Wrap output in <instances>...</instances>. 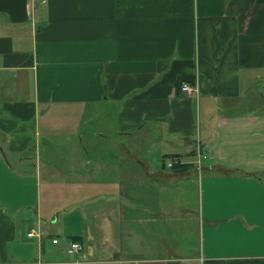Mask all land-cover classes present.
<instances>
[{"label":"crops","instance_id":"1","mask_svg":"<svg viewBox=\"0 0 264 264\" xmlns=\"http://www.w3.org/2000/svg\"><path fill=\"white\" fill-rule=\"evenodd\" d=\"M173 263L264 264V0H0V264Z\"/></svg>","mask_w":264,"mask_h":264},{"label":"built area","instance_id":"2","mask_svg":"<svg viewBox=\"0 0 264 264\" xmlns=\"http://www.w3.org/2000/svg\"><path fill=\"white\" fill-rule=\"evenodd\" d=\"M182 90L184 92H192L193 91V88L192 86H190L189 84H183L182 86ZM207 158L206 155L200 153L199 156H198V159L199 161L201 162V160H205ZM179 162L175 160H172L170 161L168 164H167V167L169 168H173L175 167ZM37 231L36 230H32L28 236L30 238L32 237H36V236H40L39 234L36 233ZM59 241L57 239L53 240V243L54 244H57ZM83 250V245L80 243V242H75V241H72V242H69L68 244V247H67V253L68 255L70 256H77L81 251Z\"/></svg>","mask_w":264,"mask_h":264},{"label":"rangeland","instance_id":"3","mask_svg":"<svg viewBox=\"0 0 264 264\" xmlns=\"http://www.w3.org/2000/svg\"><path fill=\"white\" fill-rule=\"evenodd\" d=\"M83 134H84V138H83L84 145H85V147L89 148L91 129H90V128H88L87 130L85 129V131L83 132ZM114 140L117 141V138H115ZM73 144H74V148L76 149V152H77V153L81 154V153H80V149H81L82 151H85L84 147L81 145L80 142H78V144H77V141H76V144H75V139H74L73 143H70V146H72ZM79 144H80V145H79ZM85 152H86V151H85ZM64 155H66V152H64ZM10 158H11V157H10ZM10 158H9V159H10ZM89 158H92V154H91V153L88 154L87 156H83V157H82V159H84V160L89 159ZM61 233H62V235H64L63 232H61Z\"/></svg>","mask_w":264,"mask_h":264},{"label":"trees","instance_id":"4","mask_svg":"<svg viewBox=\"0 0 264 264\" xmlns=\"http://www.w3.org/2000/svg\"><path fill=\"white\" fill-rule=\"evenodd\" d=\"M173 264H178V263H173Z\"/></svg>","mask_w":264,"mask_h":264}]
</instances>
